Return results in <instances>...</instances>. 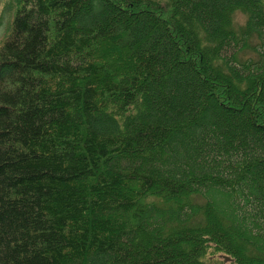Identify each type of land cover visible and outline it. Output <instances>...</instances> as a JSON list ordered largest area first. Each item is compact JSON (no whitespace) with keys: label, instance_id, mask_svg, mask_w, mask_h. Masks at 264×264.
Returning a JSON list of instances; mask_svg holds the SVG:
<instances>
[{"label":"trees","instance_id":"16d2710c","mask_svg":"<svg viewBox=\"0 0 264 264\" xmlns=\"http://www.w3.org/2000/svg\"><path fill=\"white\" fill-rule=\"evenodd\" d=\"M0 264H264V0H0Z\"/></svg>","mask_w":264,"mask_h":264},{"label":"rangeland","instance_id":"374dc122","mask_svg":"<svg viewBox=\"0 0 264 264\" xmlns=\"http://www.w3.org/2000/svg\"><path fill=\"white\" fill-rule=\"evenodd\" d=\"M236 17L239 20V22L243 21V19H244V15L241 14V12H238Z\"/></svg>","mask_w":264,"mask_h":264}]
</instances>
